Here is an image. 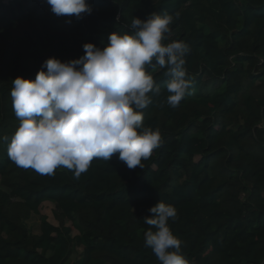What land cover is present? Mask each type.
I'll return each instance as SVG.
<instances>
[{"label":"trees","instance_id":"1","mask_svg":"<svg viewBox=\"0 0 264 264\" xmlns=\"http://www.w3.org/2000/svg\"><path fill=\"white\" fill-rule=\"evenodd\" d=\"M87 2L92 13L76 19L47 0H0V264H160L144 238L156 229L143 219L158 201L177 209L169 225L189 264H264V0ZM151 13L173 17L164 43L190 45L193 86L172 108L171 77L149 69L161 94L142 110L144 124L161 130L162 144L144 167L130 170L116 154L94 158L79 178L17 166L12 81L34 80L48 58L79 59L85 43L102 49ZM46 201L57 225L41 216L34 234L28 220Z\"/></svg>","mask_w":264,"mask_h":264},{"label":"clouds","instance_id":"2","mask_svg":"<svg viewBox=\"0 0 264 264\" xmlns=\"http://www.w3.org/2000/svg\"><path fill=\"white\" fill-rule=\"evenodd\" d=\"M47 3L58 17L82 19L93 11L87 0ZM172 21L167 13L133 17L130 31L111 33L102 49L85 43L79 59L48 58L34 80L15 78L10 95L20 125L8 144L9 158L42 175L65 167L76 178L94 158L110 161L114 154L128 169H142L162 144L161 130L144 124L142 110L161 94L149 69L158 65L171 77L165 102L172 108L193 86L185 68L190 45L164 43ZM148 211L144 222L156 230L145 232V245L160 264H189L169 225L177 218L175 206L158 201Z\"/></svg>","mask_w":264,"mask_h":264},{"label":"rangeland","instance_id":"3","mask_svg":"<svg viewBox=\"0 0 264 264\" xmlns=\"http://www.w3.org/2000/svg\"><path fill=\"white\" fill-rule=\"evenodd\" d=\"M55 214V207L51 202H43L41 206L39 207V215H32V217L28 220V226L32 230L34 234L38 233V227H39V220L40 217H45L48 222H50L53 225H57V222L54 218ZM73 235L76 234L75 231L72 233ZM81 250L80 248H77V253H79ZM78 256V254H77Z\"/></svg>","mask_w":264,"mask_h":264}]
</instances>
